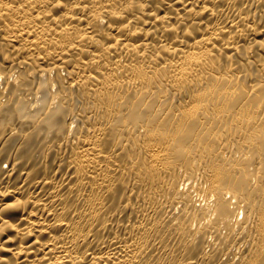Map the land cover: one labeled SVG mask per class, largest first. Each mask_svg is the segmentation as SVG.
I'll return each instance as SVG.
<instances>
[{"label":"bare ground","instance_id":"1","mask_svg":"<svg viewBox=\"0 0 264 264\" xmlns=\"http://www.w3.org/2000/svg\"><path fill=\"white\" fill-rule=\"evenodd\" d=\"M0 264H264V0H0Z\"/></svg>","mask_w":264,"mask_h":264},{"label":"rangeland","instance_id":"2","mask_svg":"<svg viewBox=\"0 0 264 264\" xmlns=\"http://www.w3.org/2000/svg\"><path fill=\"white\" fill-rule=\"evenodd\" d=\"M33 142H34V139H33ZM33 142H32V143H33ZM30 143H31V142H30ZM2 163H5V161H4V162H2Z\"/></svg>","mask_w":264,"mask_h":264}]
</instances>
